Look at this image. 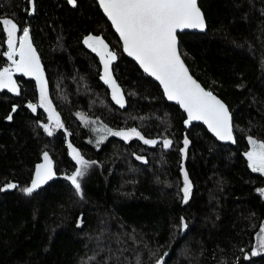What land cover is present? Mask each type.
<instances>
[{
  "label": "trees",
  "instance_id": "trees-1",
  "mask_svg": "<svg viewBox=\"0 0 264 264\" xmlns=\"http://www.w3.org/2000/svg\"><path fill=\"white\" fill-rule=\"evenodd\" d=\"M198 6L205 30L178 32V48L190 73L226 103L234 144L198 122L185 128L179 107L121 51L95 0H33L29 15V0H0V18L29 28L48 100L63 124L52 136L44 131L32 76L14 73L19 95L0 90V264H264V252L252 255L264 227V174L252 171L246 156L250 137L264 142V0ZM86 35L116 53L110 70L124 107L101 79L104 67L84 44ZM5 52L0 30V69L10 63ZM105 126L135 128L158 143L124 140ZM69 144L95 162L79 193L67 179L79 167ZM45 152L55 175L26 195ZM10 183L17 187L7 189Z\"/></svg>",
  "mask_w": 264,
  "mask_h": 264
},
{
  "label": "snow or ice",
  "instance_id": "snow-or-ice-1",
  "mask_svg": "<svg viewBox=\"0 0 264 264\" xmlns=\"http://www.w3.org/2000/svg\"><path fill=\"white\" fill-rule=\"evenodd\" d=\"M29 2L32 3L33 0H29ZM76 2L77 0H68L72 6H75ZM99 5L119 33L124 51L134 57L145 72L160 82L168 100L176 101L187 113L185 124L202 120L220 140H233L228 108L212 92L206 91L193 79L181 59L178 48V31L205 30V19L198 7V0H99ZM0 30L6 34L8 50L4 55L11 62L8 67L0 69V90L7 89L9 92L19 95V89L13 79V72L34 77L40 90L39 106L49 113V121H54L57 128H62L63 124L52 109L51 101L47 97V82L43 76L39 56L32 45L29 28L20 29L13 19L4 17L0 18ZM18 31H22L19 38L16 35ZM17 39L19 40L18 46ZM83 42L100 56L104 66V74L101 79L112 88V99L115 103L124 107V95L113 79L110 70L112 62L117 58L116 53L110 51L108 45L99 36L89 35ZM17 56L19 59H16ZM28 107L33 112L37 108L34 104H29ZM15 110L13 108V111ZM80 118L85 120L83 115H80ZM7 119L11 120L12 116L9 115ZM85 123L88 121L85 120ZM42 127L49 136L53 135L48 124L42 125ZM101 130H107L109 134L120 136L124 140L135 137L147 145L158 143L156 140L146 139L135 128L113 132L105 126ZM100 139L103 140L104 137ZM162 143L165 149L172 145L170 139H164ZM249 143L252 145V149L246 153L248 165L252 171L264 174V142H258L250 137ZM188 144L189 141L185 138L182 152L186 151ZM68 147L71 149L73 160L79 167L67 179L79 193L81 191L80 178L85 176L89 167L95 162L85 160L71 144ZM136 159L142 160L143 157L137 156ZM43 160L42 164L36 166L31 186L22 189L24 194L31 195L55 175L52 161L47 152L43 154ZM183 181L181 191L183 192V202L187 203L191 192V183L187 172H184ZM6 187L14 189L17 185L10 183ZM258 191L264 196V189ZM181 221L183 228H187V224L183 223V218ZM257 245L258 251H253V256L264 252V227L260 229V234L257 236ZM157 264H164L163 259L157 261Z\"/></svg>",
  "mask_w": 264,
  "mask_h": 264
},
{
  "label": "water",
  "instance_id": "water-1",
  "mask_svg": "<svg viewBox=\"0 0 264 264\" xmlns=\"http://www.w3.org/2000/svg\"><path fill=\"white\" fill-rule=\"evenodd\" d=\"M67 2H68V0H66ZM96 1V3H97V5H98V7H99V9L101 10V12L103 13V15L105 16V18H106V20L109 22V24H110V26H111V28H112V30L114 31V33L116 34V36H117V38H118V40H119V42H120V45H121V51L127 56V57H129L130 59H132L136 64H137V66L139 67V69L142 71V72H144L145 74H147L148 76H150L153 80H155L156 81V83L158 84V86L160 87V89H161V92H162V94H163V96H164V98L167 100V101H170V102H173V103H175L178 107H179V109L183 112V114H184V118H183V124H184V126H185V128H188L189 126H190V124H192V123H194V122H198V123H201L204 127H205V129L215 138V139H217L218 141H220V142H225V143H230V144H234V142H235V138H234V133H233V130H232V135H233V140H220L211 130H209V128H208V126H207V124H205L202 120L201 121H192V122H190L189 124H185V121L187 120V113L184 111V109L176 102V101H174V100H168L167 99V96L165 95V93H164V89H163V86L160 84V82L158 81V80H156V78L155 77H153V76H151L149 73H147V72H145L144 71V69L140 66V64H139V62L134 58V57H132V56H129L125 51H124V49H123V41L121 40V38H120V36H119V33L116 31V29H115V27L112 25V22H111V20H109L108 19V17L105 15V13L103 12V9L100 7V5H99V0H95ZM72 6V5H71ZM32 7H33V2L32 3H30L29 2V10H28V15H29V13H31V11H32ZM199 7V6H198ZM200 8V7H199ZM201 10V9H200ZM202 12V11H201ZM186 30H188V31H201V30H198V29H186ZM184 31V30H183ZM178 32H181V31H178ZM181 59H182V57H181ZM183 60V59H182ZM184 61V60H183ZM101 64L103 65V63L101 62ZM184 64H185V66L187 67V65H186V63L184 62ZM102 67H104V66H102ZM103 69V68H102ZM187 69H188V67H187ZM188 71H189V69H188ZM102 73L104 74V70L102 71ZM189 74L193 77V79H195L200 85H201V87L202 88H204L206 91H210V90H208V89H206L200 82H199V80L198 79H196L191 73H190V71H189ZM210 92H212V91H210ZM213 93V95H215L219 100H221L225 105H226V103L218 96V95H216L214 92H212ZM226 107H227V105H226ZM228 108V107H227ZM229 110V109H228ZM229 113H230V111H229ZM230 116H231V113H230ZM232 125V124H231Z\"/></svg>",
  "mask_w": 264,
  "mask_h": 264
},
{
  "label": "rangeland",
  "instance_id": "rangeland-1",
  "mask_svg": "<svg viewBox=\"0 0 264 264\" xmlns=\"http://www.w3.org/2000/svg\"><path fill=\"white\" fill-rule=\"evenodd\" d=\"M8 18V17H7ZM21 34H22V32H17V38H19V36H21ZM87 36H89V35H86V36H84V38H83V41H84V39H85V37H87ZM92 36H94V35H92ZM5 40H6V34H5ZM18 44H19V40L17 39V46H18ZM6 47H7V43H6ZM89 48V47H88ZM7 50H8V48H7ZM96 55H97V57L100 59V56L96 53V52H94ZM16 59H17V57H16ZM11 64V62L7 65V66H5V67H8L9 65ZM3 69V68H2ZM14 73H16V72H13V79H14ZM34 78V77H33ZM35 79V78H34ZM35 82H36V96H37V102H38V104L40 105V90H39V85H38V83H37V81H36V79H35ZM52 107V106H51ZM42 108V107H41ZM43 110H44V112H45V115H46V122L44 123V125L45 124H48L49 125V127L52 129V128H54V127H56V125H55V123H54V121H49V119H48V116H49V113L44 109V108H42ZM53 109V108H52ZM55 112V111H54ZM56 114V113H55ZM262 228V227H261ZM260 228V229H261ZM260 234V230H259V232L257 233V235H256V244H255V246H254V248L252 249V252L253 251H257L258 250V245H257V236Z\"/></svg>",
  "mask_w": 264,
  "mask_h": 264
}]
</instances>
